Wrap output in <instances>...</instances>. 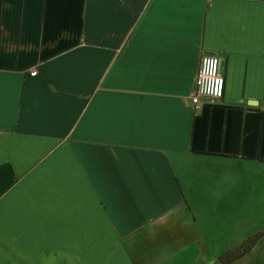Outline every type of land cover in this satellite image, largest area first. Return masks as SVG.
<instances>
[{
    "label": "crops",
    "instance_id": "obj_1",
    "mask_svg": "<svg viewBox=\"0 0 264 264\" xmlns=\"http://www.w3.org/2000/svg\"><path fill=\"white\" fill-rule=\"evenodd\" d=\"M263 229L264 0H0V264H220Z\"/></svg>",
    "mask_w": 264,
    "mask_h": 264
},
{
    "label": "built area",
    "instance_id": "obj_2",
    "mask_svg": "<svg viewBox=\"0 0 264 264\" xmlns=\"http://www.w3.org/2000/svg\"><path fill=\"white\" fill-rule=\"evenodd\" d=\"M35 68L31 75L35 76ZM226 79L221 69V58L215 54H205L196 76V89L191 98L195 109H200L204 101L216 103L223 98Z\"/></svg>",
    "mask_w": 264,
    "mask_h": 264
},
{
    "label": "rangeland",
    "instance_id": "obj_3",
    "mask_svg": "<svg viewBox=\"0 0 264 264\" xmlns=\"http://www.w3.org/2000/svg\"><path fill=\"white\" fill-rule=\"evenodd\" d=\"M36 189V188H35ZM29 197L28 200L26 201H29L31 202L32 204H37V205H42L43 202H46L49 204V206L51 208H54V207H57L59 205H62L63 203H66L65 200H63V195H60V200H55V197H54V194H40V193H29L28 195L24 196V198H22V202H25V198L26 197ZM17 198L19 196H16ZM49 197V198H48ZM17 200V199H16ZM11 203L13 204V207L15 205V197L11 200ZM15 212L16 210H13L12 213H13V217H15ZM50 229H54V227L50 226L49 227ZM44 235L48 236V239H51L52 236L50 235V232H45L44 230ZM246 239H243L242 241H229V240H220L218 243H210V245H212V247L214 249H218L219 252H220V255H219V260H220V257L222 256L223 253H225L226 251L230 250V249H233L235 248L236 246L240 245L243 241H245ZM28 243H31V242H28ZM46 243H49L50 245L52 244L51 242H49L47 240ZM39 245H41V240L39 239ZM206 245V243H205ZM43 248H44V244L42 243ZM29 249L31 248L30 246L28 247ZM33 249V248H32ZM48 249H52V245L48 247ZM34 250V249H33ZM44 250V249H43ZM220 264H223L220 260Z\"/></svg>",
    "mask_w": 264,
    "mask_h": 264
},
{
    "label": "trees",
    "instance_id": "obj_4",
    "mask_svg": "<svg viewBox=\"0 0 264 264\" xmlns=\"http://www.w3.org/2000/svg\"><path fill=\"white\" fill-rule=\"evenodd\" d=\"M263 235H264V229L250 236L235 248L226 251L220 257L221 262L223 264H231L232 262L242 258L253 248V246L259 241V239Z\"/></svg>",
    "mask_w": 264,
    "mask_h": 264
}]
</instances>
